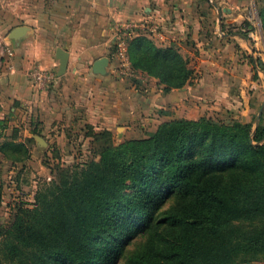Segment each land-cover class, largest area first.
I'll return each instance as SVG.
<instances>
[{
	"label": "trees",
	"instance_id": "16d2710c",
	"mask_svg": "<svg viewBox=\"0 0 264 264\" xmlns=\"http://www.w3.org/2000/svg\"><path fill=\"white\" fill-rule=\"evenodd\" d=\"M257 1L264 37V0ZM128 57L164 92L192 79L173 46L138 36ZM110 137L95 136L106 140L97 161L59 171L32 208H19L7 228L0 220V264L264 261V127L202 116L118 145ZM31 142L0 141V155L25 163Z\"/></svg>",
	"mask_w": 264,
	"mask_h": 264
},
{
	"label": "crops",
	"instance_id": "0c3cea01",
	"mask_svg": "<svg viewBox=\"0 0 264 264\" xmlns=\"http://www.w3.org/2000/svg\"><path fill=\"white\" fill-rule=\"evenodd\" d=\"M257 3L0 0V141L32 139L47 155H57L59 146L68 142V132H106L118 145L142 139L165 122L250 111L258 86L242 66L240 49L250 46L239 29L244 23L259 24ZM131 20L160 26L158 37L138 36L156 47H175L192 72L188 85L164 92L157 79L141 72L138 80L112 72L113 28ZM18 27H25L26 33L17 41L9 39ZM57 49L67 53V68L60 77ZM101 58L108 60L106 74L96 75L92 67ZM35 69L53 73L55 81L38 88L31 78ZM38 132L47 138L36 136ZM86 139L89 147L95 144ZM34 168L42 173L44 166L37 163Z\"/></svg>",
	"mask_w": 264,
	"mask_h": 264
},
{
	"label": "rangeland",
	"instance_id": "374dc122",
	"mask_svg": "<svg viewBox=\"0 0 264 264\" xmlns=\"http://www.w3.org/2000/svg\"><path fill=\"white\" fill-rule=\"evenodd\" d=\"M262 2L260 0V5ZM248 24L244 23L241 25L239 31L247 34L246 41L250 49L246 51L240 49L239 55L243 60L242 66L246 65V73L249 72V78L258 86L253 107L245 113L239 109L236 112L227 111L222 115L219 113L211 117L225 123L232 121H240L243 124L251 122L254 130L258 124L264 127V52L261 54L255 52L252 41V38H259L260 34H262L260 23L256 26L254 25V27ZM260 48L264 50V42L260 43ZM261 109L262 111L260 112ZM68 134V136L66 135L68 139L67 144L59 146L60 149H58L57 155L53 152L47 155L44 149H39L37 144L32 142L26 144L27 149L31 151L28 162L14 163L13 160L4 159L0 156V186L3 194V201L0 207V220L3 228H7L11 224L19 208H32L35 194L56 181L61 170L73 172L90 161L98 160L97 155L100 147L105 144V139L96 141L95 136L98 135L93 134L91 131H88L87 135L79 132H68ZM35 135L40 136L42 139L47 138V135L40 134L39 132ZM86 137L90 140L92 139L93 143H95L92 147H89L85 142L87 141ZM37 163L44 166L43 171H41L42 173H38L34 168ZM247 264H264V261Z\"/></svg>",
	"mask_w": 264,
	"mask_h": 264
},
{
	"label": "built area",
	"instance_id": "2783aa9c",
	"mask_svg": "<svg viewBox=\"0 0 264 264\" xmlns=\"http://www.w3.org/2000/svg\"><path fill=\"white\" fill-rule=\"evenodd\" d=\"M139 34H145L153 38L158 37L160 35V26L155 22L131 20L121 22L113 28L110 40L112 44L111 56L114 64L111 69L118 78L139 79V73L132 68L128 57L129 43ZM252 41L255 52H259L260 54L264 52L260 48V43L264 42L262 34H260L259 38H252ZM8 55H11L10 51H8ZM31 78L34 85L40 89L46 88L55 81L53 73L38 69L31 72Z\"/></svg>",
	"mask_w": 264,
	"mask_h": 264
},
{
	"label": "water",
	"instance_id": "95a60500",
	"mask_svg": "<svg viewBox=\"0 0 264 264\" xmlns=\"http://www.w3.org/2000/svg\"><path fill=\"white\" fill-rule=\"evenodd\" d=\"M26 30L27 29L25 27L15 28L9 33L8 38L11 40L17 41V40H19V38H21L20 36H23L26 33ZM56 57H57V61H58L57 75L60 77L65 73V70L67 68V53L61 49H57ZM107 65H108V60L106 58H101L93 64L92 72L96 75H105ZM261 111H262V109L260 110V112ZM34 138L37 141L44 144V141L40 137H34Z\"/></svg>",
	"mask_w": 264,
	"mask_h": 264
}]
</instances>
